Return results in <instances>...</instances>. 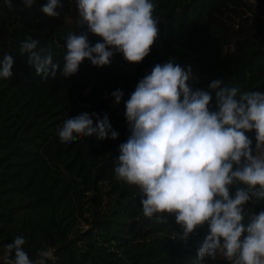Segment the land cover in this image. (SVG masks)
Segmentation results:
<instances>
[{
    "label": "trees",
    "instance_id": "trees-1",
    "mask_svg": "<svg viewBox=\"0 0 264 264\" xmlns=\"http://www.w3.org/2000/svg\"><path fill=\"white\" fill-rule=\"evenodd\" d=\"M60 2L59 15L48 17L47 0L31 9L0 0V60L14 56L12 78H0V264L14 258L6 246L17 236L33 261L51 251L46 264H197L204 233L187 246L173 239L174 220L145 217L139 190L116 179L119 145L129 136L124 101L148 68L170 58L242 92H264V0H152L160 35L142 63L116 54L102 69L85 60L77 75L45 80L19 50L32 38L62 64L65 36L79 31V17L76 0ZM116 89L124 92L119 105ZM85 112L106 113L119 138L61 143L64 121ZM261 209L264 201L254 210ZM206 264L227 262L218 255Z\"/></svg>",
    "mask_w": 264,
    "mask_h": 264
},
{
    "label": "clouds",
    "instance_id": "clouds-1",
    "mask_svg": "<svg viewBox=\"0 0 264 264\" xmlns=\"http://www.w3.org/2000/svg\"><path fill=\"white\" fill-rule=\"evenodd\" d=\"M13 8V0H6ZM31 9L35 0H20ZM60 0H47L41 11L59 15ZM79 31L65 36L62 64L53 62L40 41L28 38L20 55L37 75L71 78L85 60L96 68L111 65L122 54L132 65L149 56L160 35L152 0H76ZM90 35L101 38L95 44ZM14 56L0 60V78L13 76ZM191 66L170 58L156 64L141 78L125 104L129 136L119 145L116 179L135 186L141 194L143 214L178 226L185 243L204 233L197 249V264L221 256L227 264H264V92L241 91L212 79L200 86ZM116 105L124 92L111 93ZM251 134H254V140ZM61 143L81 138L117 140L108 115L95 112L69 117L58 129ZM17 236L6 247L5 264H46L52 253L41 250L33 261Z\"/></svg>",
    "mask_w": 264,
    "mask_h": 264
},
{
    "label": "rangeland",
    "instance_id": "rangeland-1",
    "mask_svg": "<svg viewBox=\"0 0 264 264\" xmlns=\"http://www.w3.org/2000/svg\"><path fill=\"white\" fill-rule=\"evenodd\" d=\"M148 69L151 72L152 68L150 67ZM199 78H200V81H201V85L200 86H203L205 83H208V82H210L213 79V75L199 76Z\"/></svg>",
    "mask_w": 264,
    "mask_h": 264
}]
</instances>
